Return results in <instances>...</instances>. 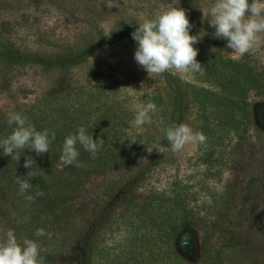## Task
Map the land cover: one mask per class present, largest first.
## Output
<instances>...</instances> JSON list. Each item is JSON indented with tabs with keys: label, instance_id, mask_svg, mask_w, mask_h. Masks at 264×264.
Here are the masks:
<instances>
[{
	"label": "rangeland",
	"instance_id": "1",
	"mask_svg": "<svg viewBox=\"0 0 264 264\" xmlns=\"http://www.w3.org/2000/svg\"><path fill=\"white\" fill-rule=\"evenodd\" d=\"M109 2L0 0V23H8L0 36L46 58L62 51L83 56L80 65L69 69L29 63L8 70L0 62L1 109L11 113L46 92L69 87L83 89L86 107L106 99L122 117L121 127L107 137L118 150L84 164L87 176L70 217L46 225L44 236L34 231L28 237L25 227L34 225L24 217L0 215V242L8 230L21 244L34 241L41 264H69L61 256L81 238L89 264H160L169 252L179 263L183 251L173 246L172 253L162 226L175 200L182 204L178 214L193 224L191 241L198 250L197 258L184 257L187 264H264V91L247 92L246 115L236 114L239 127L247 129L244 136L221 130L175 151L161 131L175 120L203 133L195 88L235 93L238 87L227 82L219 67L232 68L228 59H242L264 68V33L252 49L239 54L224 39L214 38V29L203 20L214 0H118V7L108 8ZM182 2L190 34L201 38L194 47L202 71L149 76L134 60L131 33L138 23ZM148 102L157 111L150 113V123L137 128L131 123L136 108Z\"/></svg>",
	"mask_w": 264,
	"mask_h": 264
},
{
	"label": "trees",
	"instance_id": "2",
	"mask_svg": "<svg viewBox=\"0 0 264 264\" xmlns=\"http://www.w3.org/2000/svg\"><path fill=\"white\" fill-rule=\"evenodd\" d=\"M185 6L186 2H182L179 7L184 9ZM7 25L8 23H0V32L2 30L5 32L4 27ZM13 43L15 42L8 35L0 36V62L8 70L29 63L41 68L50 66L53 69H69L83 62V56L78 53L62 51L54 58H46L40 52L32 54L21 50ZM228 62L232 64V68L222 64L219 70H222L224 78L231 86L238 87L235 93L222 94L206 88H195L193 97L199 110L198 116L203 121L202 134L205 137L213 138L221 130H233L243 136L247 134L245 127H239L241 122L236 114L246 115L249 104L246 102L247 92L251 89L259 93L264 91V68L255 69L249 61L242 59L237 61L228 59ZM83 98V89L66 87L63 90L46 92L35 103L13 110L25 115L28 123L34 125L37 130L47 129L51 140L48 153L43 155H37L35 151L27 149L24 153L20 150L18 154L21 156L17 161L0 153V215L8 220L24 217L28 224L34 225L33 229L31 226L25 227L28 237L32 236L36 229H44L46 225L52 226L61 219H68L73 208L71 203L79 197L87 176L84 164L89 160L107 159L118 150L117 144L107 137L114 129L121 127V115L111 108L109 100L105 99L90 109L86 107ZM11 113H6L0 108V139L12 131L6 123ZM175 124L179 122L174 120L169 125ZM80 126H84L88 134L97 140V153L93 158L89 152L77 145L80 153L78 166L65 165L60 159L63 141L66 136L74 134ZM29 156L34 159L32 163L34 176L31 178L27 176L30 170L24 167L25 159ZM58 161L61 162L60 165H57ZM17 176L28 179L31 183V187L24 195L18 192ZM27 196H32L33 199L28 200ZM171 205L172 207L167 209L170 211V217L162 225L166 229L165 244L173 254V246L182 250L183 257L179 263H175L169 252L170 254L167 253L166 257L161 258L160 264H187L185 258L195 259L198 256V250L191 241L193 224L185 215L178 214L180 210L182 212V204L179 201L173 200ZM61 258L69 264H89L84 240L78 239Z\"/></svg>",
	"mask_w": 264,
	"mask_h": 264
},
{
	"label": "clouds",
	"instance_id": "3",
	"mask_svg": "<svg viewBox=\"0 0 264 264\" xmlns=\"http://www.w3.org/2000/svg\"><path fill=\"white\" fill-rule=\"evenodd\" d=\"M114 6H119L118 0H110L107 4L108 8ZM203 20L214 29V38L224 39L227 48L244 54L259 42L258 34L264 33V0H214L206 12H203ZM191 28L185 11L178 6L168 7L155 18L145 19L131 33L136 43L134 60L149 76L170 70L185 74L201 72L203 66L196 59L199 49L194 47L201 38L191 35ZM156 111L157 106L153 102L137 107L131 123L140 128L151 122L150 113ZM6 123L12 131L0 139V153L17 161L21 156L18 154L20 150L23 153L25 149L35 151L37 155L48 153L51 140L47 129L37 130L19 112L11 113ZM161 131L175 151L181 150L189 141H205L202 133L194 132L186 124L165 125ZM77 145L95 157L98 150L97 140L88 134L84 126H80L63 141L60 159L65 165L78 166L80 153ZM33 161L29 156L24 162V167L30 170L27 173L29 178L34 176ZM17 183L20 195H24L31 187L28 179L18 176ZM26 199L31 200L33 197L27 196ZM35 234L46 235L42 228L37 229ZM39 257L38 245L29 239L19 243L12 230H8L5 239L0 242V264H41Z\"/></svg>",
	"mask_w": 264,
	"mask_h": 264
}]
</instances>
